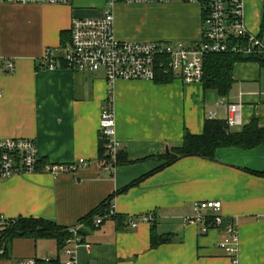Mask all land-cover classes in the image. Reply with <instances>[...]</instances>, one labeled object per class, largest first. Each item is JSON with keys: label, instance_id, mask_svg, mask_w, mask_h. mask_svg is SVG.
<instances>
[{"label": "crops", "instance_id": "obj_1", "mask_svg": "<svg viewBox=\"0 0 264 264\" xmlns=\"http://www.w3.org/2000/svg\"><path fill=\"white\" fill-rule=\"evenodd\" d=\"M105 9L106 0L0 4V137L34 139L43 162L86 160L73 172L37 171L0 181V223L22 216L69 227L113 197L115 216L99 227L84 220L91 249H79V264H264V145L223 147L215 159L186 156L165 166L161 157L181 145L185 130L202 134L211 113L225 119L222 101L242 103L243 125L234 130L256 116L264 124V68L237 63L230 95L222 98L202 82L172 76L119 80L110 87L103 70L43 66L47 48L63 55L74 17L100 16ZM113 13L120 40L192 45L203 35V8L193 1H118ZM244 16L249 32L264 36V0H245ZM108 100L120 150L134 162L108 167L99 160L100 118ZM198 200L222 201L223 227L204 233L201 224L184 223ZM145 214L152 220L129 225L131 217ZM233 222L240 237L237 261L219 246ZM152 235L168 240L153 246ZM39 247L37 238L15 237L0 264L63 257L58 242L45 244L44 255Z\"/></svg>", "mask_w": 264, "mask_h": 264}, {"label": "built area", "instance_id": "obj_2", "mask_svg": "<svg viewBox=\"0 0 264 264\" xmlns=\"http://www.w3.org/2000/svg\"><path fill=\"white\" fill-rule=\"evenodd\" d=\"M74 0H0V4H71ZM126 2H169L172 0H106L105 12L100 16L74 17L70 27V40L62 48L63 55L57 56L52 48H47L41 59L44 67L56 69L66 67L72 70H103L110 87L119 80H152L160 76H172L184 82H202L204 61L209 54L235 52L247 55L264 56V36L249 32L244 16L245 0H182L199 3L203 8V35L192 45L183 42H157L139 40H120L116 37L113 5ZM12 70L14 63L8 61ZM3 90L0 88V97ZM227 112L225 118L231 128L243 125L242 103L222 101ZM112 100L103 106L100 118V134L106 140L110 160L105 165L112 167L121 143L116 137V115ZM210 118H216L211 113ZM86 164L85 159L74 163L43 162L38 155L36 141L23 137H0V181L15 175H25L37 171L57 175L61 172L76 171L77 165ZM194 214L184 216L185 224H201V231L223 227L221 200H198L193 203ZM116 215L114 203L104 214L92 217L94 227ZM153 216L145 214L139 220H129L136 227L140 220L150 221ZM3 220L0 216V222ZM85 221L81 220L68 227V237L61 249L60 264H79V249L88 251L91 244L84 241ZM239 231L237 225L229 223L219 246L228 256L237 261L239 250ZM4 249L0 247V260ZM57 258V257H56ZM56 258H24L11 264H49Z\"/></svg>", "mask_w": 264, "mask_h": 264}, {"label": "trees", "instance_id": "obj_3", "mask_svg": "<svg viewBox=\"0 0 264 264\" xmlns=\"http://www.w3.org/2000/svg\"><path fill=\"white\" fill-rule=\"evenodd\" d=\"M204 18V15H203ZM67 33L62 34L64 41ZM254 61L264 68V56L247 55L235 52L214 53L205 57L204 78L202 83L205 89H214L222 98L230 95L235 83L234 67L239 62ZM169 76H160L156 81H166ZM106 140H100L99 160L102 164L108 163L110 156L105 146ZM259 145H264V124L259 117H254L250 123L244 125L240 130L231 128L225 119L207 118L202 134H192L185 130L181 145L176 146L168 154H164L165 165L176 162L186 156H201L207 159H215L216 150L223 147H239L251 149ZM129 154L121 150L117 154L115 164H128L134 162ZM113 197L102 204L101 207L92 211L84 218L85 221L93 225L92 217L95 214H104L109 210V205ZM83 220V219H82ZM83 220V221H84ZM81 221V220H80ZM0 228V247L4 249V255L12 239L18 236L34 238H54L57 240L59 249L68 237V226L62 227L51 220L37 217H17L3 221ZM168 239L152 235V245L156 246ZM3 255V256H4ZM45 264V263H41ZM49 264H60V256Z\"/></svg>", "mask_w": 264, "mask_h": 264}, {"label": "rangeland", "instance_id": "obj_4", "mask_svg": "<svg viewBox=\"0 0 264 264\" xmlns=\"http://www.w3.org/2000/svg\"><path fill=\"white\" fill-rule=\"evenodd\" d=\"M239 127L237 128H234V129H238ZM2 227V224H0V228ZM39 240V244H40V247H39V251L41 252L40 254L44 255L46 254L47 252L45 251V249H43V246L45 244H52L53 246H55L56 244V240L53 239V238H38Z\"/></svg>", "mask_w": 264, "mask_h": 264}, {"label": "water", "instance_id": "obj_5", "mask_svg": "<svg viewBox=\"0 0 264 264\" xmlns=\"http://www.w3.org/2000/svg\"><path fill=\"white\" fill-rule=\"evenodd\" d=\"M166 151L169 152V148L168 147L166 148Z\"/></svg>", "mask_w": 264, "mask_h": 264}]
</instances>
